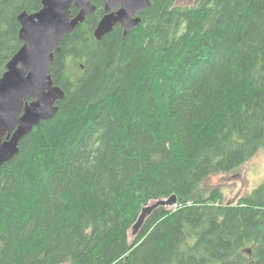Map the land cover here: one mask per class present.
Wrapping results in <instances>:
<instances>
[{"label":"trees","instance_id":"1","mask_svg":"<svg viewBox=\"0 0 264 264\" xmlns=\"http://www.w3.org/2000/svg\"><path fill=\"white\" fill-rule=\"evenodd\" d=\"M95 4L51 67L58 113L0 167V264H264V182L237 203L200 192L264 148V0H152L101 40ZM41 7L0 0V76Z\"/></svg>","mask_w":264,"mask_h":264},{"label":"water","instance_id":"2","mask_svg":"<svg viewBox=\"0 0 264 264\" xmlns=\"http://www.w3.org/2000/svg\"><path fill=\"white\" fill-rule=\"evenodd\" d=\"M103 2L105 14L94 30L97 40L118 25L123 28L124 36H128L142 22L139 13L152 5V0ZM74 6L79 9L76 15L72 13ZM96 10L95 0H42L39 10H23L18 14L19 38L23 43L0 76V167L19 153L25 136L58 113V102L66 93L55 84L51 74L56 53L61 52L64 38ZM177 204L178 196L173 194L144 206L132 227V234L140 233L157 208Z\"/></svg>","mask_w":264,"mask_h":264},{"label":"rangeland","instance_id":"3","mask_svg":"<svg viewBox=\"0 0 264 264\" xmlns=\"http://www.w3.org/2000/svg\"><path fill=\"white\" fill-rule=\"evenodd\" d=\"M195 1L196 0H177V4L186 6L192 5ZM263 182L264 148L260 149L255 156L240 168L228 173L212 175L203 182L200 192L208 194L213 188L217 187L223 192L224 203H237L240 198L248 193H252ZM251 252L252 248L250 247L247 253L251 254Z\"/></svg>","mask_w":264,"mask_h":264},{"label":"bare ground","instance_id":"4","mask_svg":"<svg viewBox=\"0 0 264 264\" xmlns=\"http://www.w3.org/2000/svg\"><path fill=\"white\" fill-rule=\"evenodd\" d=\"M166 198V197H165ZM169 198V197H168Z\"/></svg>","mask_w":264,"mask_h":264}]
</instances>
